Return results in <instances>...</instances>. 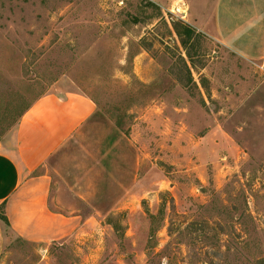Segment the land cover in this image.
Instances as JSON below:
<instances>
[{"label": "rangeland", "instance_id": "374dc122", "mask_svg": "<svg viewBox=\"0 0 264 264\" xmlns=\"http://www.w3.org/2000/svg\"><path fill=\"white\" fill-rule=\"evenodd\" d=\"M210 1L0 0V142L45 94L97 104L27 177L82 224L25 240L1 206L0 264H264V58L201 31Z\"/></svg>", "mask_w": 264, "mask_h": 264}, {"label": "crops", "instance_id": "0c3cea01", "mask_svg": "<svg viewBox=\"0 0 264 264\" xmlns=\"http://www.w3.org/2000/svg\"><path fill=\"white\" fill-rule=\"evenodd\" d=\"M210 5L209 11H198L201 31L217 36L241 57L264 58V0H211ZM96 111V102L85 93L45 94L21 116L14 137L0 142V207L11 234L52 241L80 227V215L49 207L52 185L47 174L27 177L45 166ZM7 239L0 220V257Z\"/></svg>", "mask_w": 264, "mask_h": 264}, {"label": "trees", "instance_id": "16d2710c", "mask_svg": "<svg viewBox=\"0 0 264 264\" xmlns=\"http://www.w3.org/2000/svg\"><path fill=\"white\" fill-rule=\"evenodd\" d=\"M175 28L177 29V31L179 32V34H181V35L182 34H185L186 35V37H184V39H183V43L185 45H187L188 44V41L190 40V38L194 34V31L195 30L191 26H189V25H187L185 23H176L175 24Z\"/></svg>", "mask_w": 264, "mask_h": 264}]
</instances>
